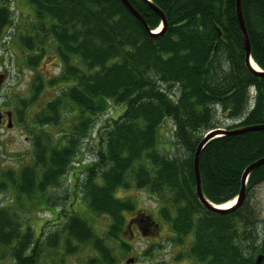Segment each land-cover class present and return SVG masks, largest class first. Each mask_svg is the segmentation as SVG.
<instances>
[{"label": "trees", "instance_id": "trees-1", "mask_svg": "<svg viewBox=\"0 0 264 264\" xmlns=\"http://www.w3.org/2000/svg\"><path fill=\"white\" fill-rule=\"evenodd\" d=\"M26 1L35 21L30 36L22 39L33 53L26 64L39 66L53 44L61 72L48 84L63 85L29 126L41 129L32 131L35 162L19 174L7 171L11 186L29 197L59 187L93 118L112 103L123 104L124 113L99 134L95 160L84 164L79 183L89 208L111 223L103 235H95L78 215L68 217L65 226L70 237L93 244L100 257L91 264L116 262L107 245L120 239L126 213L134 208L116 196L130 186L128 177L157 199L176 244L184 246L191 237L188 256L197 264H256L264 256V218L257 216L249 195L264 184V165L249 176L245 202L227 214L209 212L199 203L194 171L195 154L207 132L264 124V76L245 64L237 2L151 0L166 16L167 26L150 35L121 0ZM128 1L151 31L161 26V16L149 3ZM241 1L250 53L264 73V0ZM11 4L0 0V41L13 25ZM43 80L37 75L35 100ZM26 108L23 103L20 110L10 111L24 122ZM64 110L77 113L80 122L56 139L45 129L60 126ZM165 120L176 128L180 149L174 157L158 150V130ZM263 157L264 131L209 142L199 170L205 197L218 205L236 198L245 168ZM36 241L31 225L23 228L15 210L0 209V247L10 251L13 264H37ZM122 247L130 251L128 244Z\"/></svg>", "mask_w": 264, "mask_h": 264}, {"label": "rangeland", "instance_id": "rangeland-1", "mask_svg": "<svg viewBox=\"0 0 264 264\" xmlns=\"http://www.w3.org/2000/svg\"><path fill=\"white\" fill-rule=\"evenodd\" d=\"M11 7L13 25L3 32L0 41V112L20 110L23 103L27 104V108L24 122L16 114L11 118V124L6 119L0 126V209H9L11 212L15 210L23 228L31 225L40 256L37 264H91L92 260L100 257L93 244L80 243L70 237L65 226L68 217L78 215L95 235H103L107 231L110 218L96 214L89 208L79 183L84 176V164L95 160L99 134L108 123L119 119L125 108L123 104L112 103L106 112L93 118L88 136L80 143V151L72 162L73 166L62 178L59 187L48 189L44 196H21L11 186V180L5 173L14 171L19 174L22 168L34 165L32 131L35 129L29 126L34 123L35 116L44 109L47 101L59 95V87L63 83L48 84L50 79L58 77L61 72L60 60L53 44L48 45L47 53L39 66L33 68L26 64L33 53L26 48L22 39L24 35L25 39L30 36L28 30L35 22L34 10L26 0H12ZM37 75L43 77L44 87L35 100L33 97L38 83H35ZM62 115L60 126L45 129L56 139L80 122L77 113L73 111L64 110ZM175 130V125L170 120H165L158 130V150L168 157H174L180 149L176 143ZM37 131L41 129L35 132ZM128 182L130 186L120 188L116 195L134 204L133 210L126 213V226L132 216L144 210V214L153 216L160 227L158 230L153 227L152 232L144 233V236L137 235L135 240L125 231V227L120 239L107 245L108 248L113 247L111 254L116 258L114 264H130L131 256L137 258L136 263L131 264H197L188 256L191 237L184 246L176 244L171 226L159 215L157 199L148 190L137 188L131 177H128ZM249 199L253 207L257 208V216L264 218V184L253 189ZM123 243L129 245L130 251L122 247ZM9 252L7 248L0 247V264H13Z\"/></svg>", "mask_w": 264, "mask_h": 264}, {"label": "water", "instance_id": "water-1", "mask_svg": "<svg viewBox=\"0 0 264 264\" xmlns=\"http://www.w3.org/2000/svg\"><path fill=\"white\" fill-rule=\"evenodd\" d=\"M123 2V4L127 7V9L141 22V24L145 27V29L147 30L148 33H150V35H157V33L152 32L149 27L148 24L146 23L145 19L141 16V14L133 7L131 6L132 4L128 1V0H121ZM147 3H149V5L151 6V8L158 13L161 18H162V28L165 29L167 26V20H166V16L163 15L164 13L155 5H152L151 0H145ZM237 2V17H238V21L239 25H240V29L243 33L244 36V43H245V49H246V63L247 66L249 67L250 70H252L253 72L259 73L261 75L264 76L263 71H258L256 69H254L253 65H252V56H251V44H250V39L248 36V32L247 28H246V24H245V20H244V16H243V11H242V1L241 0H235ZM11 121V118H10ZM11 123V122H10ZM264 130V125L261 126H253V127H248V128H243L240 130H235L232 132H228L225 131L224 129L218 128L215 130H211L209 132L206 133L204 139L200 142L198 148H197V152L195 154V160H194V171H195V182H196V193H197V197L199 200V203L209 212H213V213H217V214H227L230 213V211L236 210L238 209L243 203H244V199H246V186L248 183V178L251 175V173L257 169L258 167H260L261 165L264 164V158L261 160H258L256 162H254L252 165H250L248 168H246V170L244 171L243 175H242V182H241V189H240V193L237 197V199L235 200V205L233 206V208L230 209H223L222 206L223 205H216L212 202H210L204 195L203 188H202V178H201V171L200 170V158H201V153H202V149H204L207 144L209 142H211L212 140H214L215 138H219L222 137L224 135H235V134H240V133H244V132H255V131H263ZM237 201V202H236ZM264 260V256L260 255L257 260H256V264H261V262Z\"/></svg>", "mask_w": 264, "mask_h": 264}, {"label": "flooded vegetation", "instance_id": "flooded-vegetation-1", "mask_svg": "<svg viewBox=\"0 0 264 264\" xmlns=\"http://www.w3.org/2000/svg\"><path fill=\"white\" fill-rule=\"evenodd\" d=\"M10 117L13 119V114L11 111L0 112V126L4 124L6 119L9 124ZM153 227H156V229L158 230V228L160 227L159 223L152 220L150 216L145 215L144 210H142L129 219L125 231L130 235L132 240H135L137 238V235L139 234H142L144 236V233L152 232L151 230L153 229ZM136 259L137 258H135V256H131L129 258L130 264L136 263Z\"/></svg>", "mask_w": 264, "mask_h": 264}, {"label": "bare ground", "instance_id": "bare-ground-1", "mask_svg": "<svg viewBox=\"0 0 264 264\" xmlns=\"http://www.w3.org/2000/svg\"><path fill=\"white\" fill-rule=\"evenodd\" d=\"M162 31V28L161 27H159L156 31H155V33H157V34H159L160 32ZM252 65H253V67H254V69H256V70H258L259 71V67L257 66V64L252 60ZM253 107H254V105L253 106H251L250 108H249V111H251L252 109H253ZM249 111H248V113H249ZM221 121V123H222V121L223 120H220ZM262 125H264V124H262ZM256 126H261V125H256ZM248 127H253V126H248ZM248 127H239V128H235V129H232V130H228V129H225V128H221V129H224L225 131H228V132H232V131H235V130H240V129H243V128H248ZM218 129V128H217ZM215 130V129H214ZM264 131V130H263ZM256 132V131H255ZM245 133H248V132H244V133H240V134H245ZM240 134H238L239 136H240ZM206 135V134H205ZM205 135H204V137H205ZM235 135H237V134H235ZM224 136H226V135H224ZM204 137H203V139H204ZM223 137V136H222ZM220 138V137H219ZM218 138V139H219ZM207 145H209V143L207 144ZM203 150V149H202ZM202 154V153H201ZM264 158V157H263ZM263 158H261V159H263ZM261 159H259V160H261ZM253 164V163H252ZM264 165V164H263ZM263 165H261V166H263ZM250 166V165H249ZM248 166V167H249ZM260 166V167H261ZM247 167V168H248ZM260 167H258V168H260ZM257 168V169H258ZM245 170H246V168H245ZM256 170V169H255ZM254 170V171H255ZM235 205V201L234 200H231V201H229V202H227V203H225V204H223V206H222V208L223 209H230V208H233V206Z\"/></svg>", "mask_w": 264, "mask_h": 264}]
</instances>
